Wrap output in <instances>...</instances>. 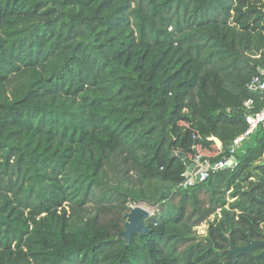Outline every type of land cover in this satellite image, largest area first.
I'll return each instance as SVG.
<instances>
[{
    "label": "trees",
    "instance_id": "16d2710c",
    "mask_svg": "<svg viewBox=\"0 0 264 264\" xmlns=\"http://www.w3.org/2000/svg\"><path fill=\"white\" fill-rule=\"evenodd\" d=\"M259 69L264 0H0V264H257L222 250L264 231V127L195 185L177 153H229Z\"/></svg>",
    "mask_w": 264,
    "mask_h": 264
},
{
    "label": "water",
    "instance_id": "95a60500",
    "mask_svg": "<svg viewBox=\"0 0 264 264\" xmlns=\"http://www.w3.org/2000/svg\"><path fill=\"white\" fill-rule=\"evenodd\" d=\"M211 139L215 142L218 147L221 146V141L217 137L213 136L211 137ZM177 154L184 160L187 166L186 170L188 172L196 171L199 168L198 164L195 165L192 162H188L184 153L178 152ZM225 160V157H221L219 159V161L221 162H224ZM226 168L227 166L224 165L223 167L216 169L214 172H218ZM251 198L259 202L262 205V210H264V199L256 195H252ZM149 214V210L143 207L141 204H135L131 206L129 211L123 215L124 224L123 228L117 234V239H123L126 243H128L131 235H143L147 233L148 227L145 224V220L150 216ZM256 247L263 248L260 252L253 254L252 250ZM222 253L224 254V260L226 261H233L240 255H251L255 259L257 264H259V259L264 257V239L257 240L250 237L249 242L243 245H235L233 243H230L227 249L222 250Z\"/></svg>",
    "mask_w": 264,
    "mask_h": 264
},
{
    "label": "built area",
    "instance_id": "2783aa9c",
    "mask_svg": "<svg viewBox=\"0 0 264 264\" xmlns=\"http://www.w3.org/2000/svg\"><path fill=\"white\" fill-rule=\"evenodd\" d=\"M247 88L252 91H259L264 93V69H259V73L254 75L250 81L247 83ZM244 105L250 109L252 107V100H247ZM247 122V128L238 137H236L232 144L229 146V153L225 157V161L210 162L207 159L201 160L200 156L197 155L194 160L195 165H199L196 171H185V181L186 185H195L196 183L206 180L211 172L216 169L223 167L224 165L228 167H233L236 164V158L234 156V151L238 147L239 143L246 139L250 134H252L260 125L264 127V105L258 112H250L245 117Z\"/></svg>",
    "mask_w": 264,
    "mask_h": 264
},
{
    "label": "rangeland",
    "instance_id": "374dc122",
    "mask_svg": "<svg viewBox=\"0 0 264 264\" xmlns=\"http://www.w3.org/2000/svg\"><path fill=\"white\" fill-rule=\"evenodd\" d=\"M238 150H240L239 152H240V154L241 153H243V148L241 147V149H235V154H237L238 155ZM263 157H264V154H263ZM228 193V192H227ZM226 193V195L228 196V194ZM229 199V198H228ZM232 200V199H231ZM231 200H229V201H231ZM143 207H145L146 209H148L149 210V212H150V214L149 215H152V213H153V210H154V207H152V206H150V205H148V204H145V203H142L141 204ZM212 218V217H211ZM206 228H207V222H204V223H202L201 225H198V226H196L195 227V229H196V233L197 234H204L205 233V231H206Z\"/></svg>",
    "mask_w": 264,
    "mask_h": 264
},
{
    "label": "flooded vegetation",
    "instance_id": "af4514ba",
    "mask_svg": "<svg viewBox=\"0 0 264 264\" xmlns=\"http://www.w3.org/2000/svg\"><path fill=\"white\" fill-rule=\"evenodd\" d=\"M262 164H264V161L262 162ZM261 210H262V208H261ZM262 212H264V210H262ZM258 227L261 228V229H263V227H264L263 222H259V226H258ZM248 233H249L250 236L248 235ZM246 235H247V237H248V238H247V239H248L247 242H249L250 237L253 238V239H257V240H262V239H264V231H262L261 234H260L259 236H255V237H252L250 232H247ZM247 242H246V243H247ZM230 243H231V242H230ZM237 245H243V244H237ZM262 248H263V247H256V248H254V249L252 250V253H253V254H256V253L260 252V251L262 250Z\"/></svg>",
    "mask_w": 264,
    "mask_h": 264
},
{
    "label": "crops",
    "instance_id": "0c3cea01",
    "mask_svg": "<svg viewBox=\"0 0 264 264\" xmlns=\"http://www.w3.org/2000/svg\"><path fill=\"white\" fill-rule=\"evenodd\" d=\"M192 163H194V162H192Z\"/></svg>",
    "mask_w": 264,
    "mask_h": 264
}]
</instances>
